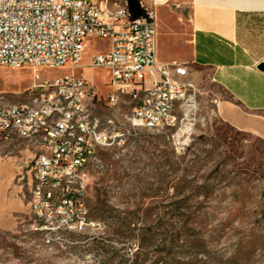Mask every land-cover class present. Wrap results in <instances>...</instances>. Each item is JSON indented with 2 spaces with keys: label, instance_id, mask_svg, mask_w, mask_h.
Here are the masks:
<instances>
[{
  "label": "rangeland",
  "instance_id": "obj_1",
  "mask_svg": "<svg viewBox=\"0 0 264 264\" xmlns=\"http://www.w3.org/2000/svg\"><path fill=\"white\" fill-rule=\"evenodd\" d=\"M88 41L90 51L108 46ZM96 70L97 114L122 124L127 139L100 149L87 170L86 228L37 230L29 185L35 149L23 140L0 144V264H264V139L234 120L227 92L189 65L183 81L193 86L176 106V123L134 129L127 118L139 100L124 95L109 106L107 75ZM31 81L30 68L0 67L7 102H24Z\"/></svg>",
  "mask_w": 264,
  "mask_h": 264
},
{
  "label": "built area",
  "instance_id": "obj_2",
  "mask_svg": "<svg viewBox=\"0 0 264 264\" xmlns=\"http://www.w3.org/2000/svg\"><path fill=\"white\" fill-rule=\"evenodd\" d=\"M140 6L143 14L133 19L129 6L120 12V2L114 0H0V67L30 68L32 81L23 95H35L31 109L18 110L0 93V109H10V116H0V137L7 138V145L23 138L35 149L29 185L37 230L62 235L84 231L87 170L99 160L90 158V150L109 148L125 137L122 124L114 121L104 132L92 131L101 119L95 102L102 98L91 79L44 76L40 69L77 67L88 39L108 41V48L89 63L109 70L107 104L114 97L154 90V100H146L144 110L134 107L127 118L134 129L173 126L170 111L190 97L193 84L183 81L188 66L158 61L155 12L141 1ZM43 86H52V93L40 94ZM148 102H158L160 112L149 111ZM54 111H64V119H54ZM71 129L81 130L84 143H76ZM30 132H40V139H30ZM56 194H65L64 203H55Z\"/></svg>",
  "mask_w": 264,
  "mask_h": 264
},
{
  "label": "crops",
  "instance_id": "obj_3",
  "mask_svg": "<svg viewBox=\"0 0 264 264\" xmlns=\"http://www.w3.org/2000/svg\"><path fill=\"white\" fill-rule=\"evenodd\" d=\"M140 1L155 12L158 61L205 70L230 96L234 120L264 139V0ZM89 43L77 75L98 83L89 63L101 50L90 51Z\"/></svg>",
  "mask_w": 264,
  "mask_h": 264
},
{
  "label": "bare ground",
  "instance_id": "obj_4",
  "mask_svg": "<svg viewBox=\"0 0 264 264\" xmlns=\"http://www.w3.org/2000/svg\"><path fill=\"white\" fill-rule=\"evenodd\" d=\"M114 2H120V12H127L128 1L127 0H114ZM52 93V86L40 87V94L49 95ZM133 98L139 100L138 105L135 107L137 110H144L146 100H154V90L144 89V96H132ZM119 97H114V101L111 106L117 104ZM35 102V95H26V100L21 103L16 104V109L18 110H29L31 109V103ZM184 103V102H183ZM148 109L151 112H160V105L158 102H148ZM175 111H170V119L176 120ZM0 116H10V109H0ZM54 119H64V111H54ZM113 120L111 118L102 121L101 119L95 120L92 124V131L104 132L109 128L110 122ZM71 136L76 137V143H84V134H81L80 129H71ZM30 139H40V132H30ZM23 140V138L13 139ZM7 143L6 137H0V144ZM100 149L90 150V158L97 159V155ZM65 194H56L55 203H64Z\"/></svg>",
  "mask_w": 264,
  "mask_h": 264
},
{
  "label": "water",
  "instance_id": "obj_5",
  "mask_svg": "<svg viewBox=\"0 0 264 264\" xmlns=\"http://www.w3.org/2000/svg\"><path fill=\"white\" fill-rule=\"evenodd\" d=\"M130 11L132 12V18H138L143 14V10L140 6V0H127ZM260 68H264V64L260 65Z\"/></svg>",
  "mask_w": 264,
  "mask_h": 264
}]
</instances>
